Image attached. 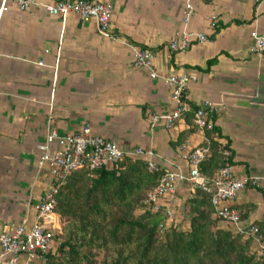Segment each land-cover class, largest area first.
<instances>
[{
	"label": "crops",
	"instance_id": "0c3cea01",
	"mask_svg": "<svg viewBox=\"0 0 264 264\" xmlns=\"http://www.w3.org/2000/svg\"><path fill=\"white\" fill-rule=\"evenodd\" d=\"M101 1L112 9L109 36L76 14L63 21L42 7L23 11L12 0L0 17V233L23 223L30 229L36 220L34 205L50 185L47 166L38 164L49 128L74 134L90 123L124 152L152 153L136 159L187 176L186 155L208 138L192 110L211 103L213 135L228 146L234 174L260 179L238 193L235 205L242 224L256 225L264 240V53L252 51L251 38L253 31L264 35V0ZM183 32H204L208 41L171 50ZM138 49L153 52L161 75L197 78L187 85L190 111L170 127L153 117L175 110L172 88L134 64ZM57 149L50 146L51 153ZM195 192L181 180L166 199L162 214L172 211L182 230L191 227L188 200Z\"/></svg>",
	"mask_w": 264,
	"mask_h": 264
},
{
	"label": "trees",
	"instance_id": "16d2710c",
	"mask_svg": "<svg viewBox=\"0 0 264 264\" xmlns=\"http://www.w3.org/2000/svg\"><path fill=\"white\" fill-rule=\"evenodd\" d=\"M214 130L206 131L209 152L200 164L206 186L188 200L189 230L171 225L161 231L162 212L137 214L162 172L150 173L146 160L126 156L119 174L103 168L68 175L55 207L62 218L58 244L44 264H264L253 239L222 226L215 215L213 182L231 155Z\"/></svg>",
	"mask_w": 264,
	"mask_h": 264
},
{
	"label": "built area",
	"instance_id": "2783aa9c",
	"mask_svg": "<svg viewBox=\"0 0 264 264\" xmlns=\"http://www.w3.org/2000/svg\"><path fill=\"white\" fill-rule=\"evenodd\" d=\"M10 0H1L0 17L7 10ZM19 9L26 11L32 7H42L51 15L59 16L65 20L69 14H76L84 21H94L98 30L103 35H111L112 9L101 0H57L55 2L38 3L35 0H12ZM192 11L191 5H187V15ZM179 36V35H178ZM174 38L170 43L173 51L188 49L195 40L198 43L208 41L204 32H198L195 37L191 33H181L180 39ZM253 40L252 51L264 53V35L257 31L251 33ZM43 65L42 61H39ZM136 66L145 67L150 70L153 78H161L164 83L172 88V98L177 106L175 110L166 116L155 115L153 122L161 119L167 127H170L176 119L190 111L191 106L186 98L187 85L196 81V77L183 73L176 75H161L154 67V54L148 49H138L134 56ZM213 105L205 103L195 111L194 122L203 131H213L214 121L212 119ZM209 139L190 151L186 157L191 166L187 176L181 173H161L158 184L150 191L141 207V212H162L166 199L173 194L176 185L181 180H188L194 187H205L206 179L200 171V164L209 152ZM57 144L55 153L50 152V146ZM41 156L39 168L47 166L49 172V187L44 191L42 197L34 205L36 220L30 229L25 223L17 226L12 232L0 233V264H44L46 254L56 250L57 241L55 232L60 230L55 207L57 194L60 187L72 172L89 169L98 170L109 168L117 174L120 173L121 163L126 156L135 158L137 156L152 155L151 152L142 148L134 152H124L114 141L105 139L94 134L90 123H86L77 133L59 134L55 129L49 128L46 134V142L39 146ZM229 155V151L224 152ZM146 167L150 173L160 172L157 164L152 160H146ZM255 176L237 177L233 172L231 163L222 167L213 182V194L211 203L215 215L225 222L231 230L238 235L252 238L255 249L259 255L264 256V240L259 235L256 225L242 224V211L235 205V200L240 191L249 186L259 183ZM176 218L172 211L165 210L164 220L159 224L161 231L168 226L175 225Z\"/></svg>",
	"mask_w": 264,
	"mask_h": 264
},
{
	"label": "rangeland",
	"instance_id": "374dc122",
	"mask_svg": "<svg viewBox=\"0 0 264 264\" xmlns=\"http://www.w3.org/2000/svg\"><path fill=\"white\" fill-rule=\"evenodd\" d=\"M137 214H142L141 208L137 211Z\"/></svg>",
	"mask_w": 264,
	"mask_h": 264
}]
</instances>
